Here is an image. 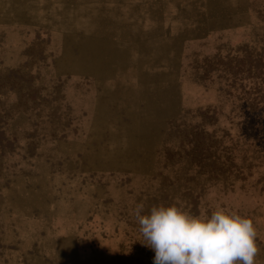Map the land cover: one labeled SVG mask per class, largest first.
<instances>
[{"label":"rangeland","instance_id":"obj_1","mask_svg":"<svg viewBox=\"0 0 264 264\" xmlns=\"http://www.w3.org/2000/svg\"><path fill=\"white\" fill-rule=\"evenodd\" d=\"M159 203L264 264V0H0V264H154Z\"/></svg>","mask_w":264,"mask_h":264},{"label":"clouds","instance_id":"obj_2","mask_svg":"<svg viewBox=\"0 0 264 264\" xmlns=\"http://www.w3.org/2000/svg\"><path fill=\"white\" fill-rule=\"evenodd\" d=\"M133 215L154 264H255L260 251L253 221L222 206L192 214L176 204H137Z\"/></svg>","mask_w":264,"mask_h":264}]
</instances>
